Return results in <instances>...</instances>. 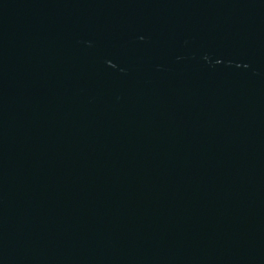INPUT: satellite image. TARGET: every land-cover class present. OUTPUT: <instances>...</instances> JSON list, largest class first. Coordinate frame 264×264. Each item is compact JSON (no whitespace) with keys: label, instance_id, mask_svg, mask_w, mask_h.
Returning <instances> with one entry per match:
<instances>
[{"label":"water","instance_id":"water-1","mask_svg":"<svg viewBox=\"0 0 264 264\" xmlns=\"http://www.w3.org/2000/svg\"><path fill=\"white\" fill-rule=\"evenodd\" d=\"M0 264H264V0H0Z\"/></svg>","mask_w":264,"mask_h":264}]
</instances>
